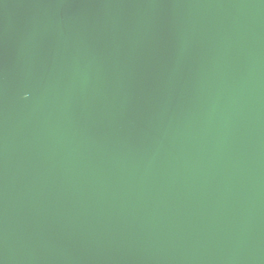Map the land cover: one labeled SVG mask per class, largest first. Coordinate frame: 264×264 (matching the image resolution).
<instances>
[{
  "label": "water",
  "instance_id": "obj_1",
  "mask_svg": "<svg viewBox=\"0 0 264 264\" xmlns=\"http://www.w3.org/2000/svg\"><path fill=\"white\" fill-rule=\"evenodd\" d=\"M262 86L261 0H0V264H264Z\"/></svg>",
  "mask_w": 264,
  "mask_h": 264
},
{
  "label": "snow or ice",
  "instance_id": "obj_2",
  "mask_svg": "<svg viewBox=\"0 0 264 264\" xmlns=\"http://www.w3.org/2000/svg\"><path fill=\"white\" fill-rule=\"evenodd\" d=\"M264 3V0H261ZM249 103L248 97L246 96V85L242 84L238 89L229 97V112L227 115V120L233 122L234 119L241 117ZM261 105L264 109V86H262L261 94ZM228 152V139L217 136L213 144V158L216 162L225 159ZM260 189L262 194H264V175L260 178Z\"/></svg>",
  "mask_w": 264,
  "mask_h": 264
}]
</instances>
